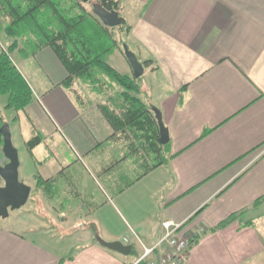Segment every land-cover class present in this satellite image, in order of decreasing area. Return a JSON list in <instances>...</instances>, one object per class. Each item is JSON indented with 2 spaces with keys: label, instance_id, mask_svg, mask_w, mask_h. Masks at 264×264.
Masks as SVG:
<instances>
[{
  "label": "crops",
  "instance_id": "1",
  "mask_svg": "<svg viewBox=\"0 0 264 264\" xmlns=\"http://www.w3.org/2000/svg\"><path fill=\"white\" fill-rule=\"evenodd\" d=\"M119 5L131 26L126 44L140 61L151 59L140 97L168 128L167 164L150 168V148L110 124L99 106L106 86L76 78L69 89L62 83L68 71L51 47L22 49L13 61L33 98L13 114L4 110V119L19 177L30 186L27 201L34 194L49 206L52 224L37 215L27 228L33 237L0 217V264H132L130 253L94 239L92 227L105 240L127 237L139 253L134 234L154 243L164 218L200 231L184 264H264V0ZM109 55L121 72L132 73L119 47ZM35 134L41 140L29 150L26 141ZM36 176L45 181L36 185Z\"/></svg>",
  "mask_w": 264,
  "mask_h": 264
},
{
  "label": "trees",
  "instance_id": "2",
  "mask_svg": "<svg viewBox=\"0 0 264 264\" xmlns=\"http://www.w3.org/2000/svg\"><path fill=\"white\" fill-rule=\"evenodd\" d=\"M94 2L107 9L117 10L121 23L116 26L103 24L92 11ZM94 2L91 3V8L87 9L79 0H0V4L5 5L3 12H0V29L12 38L6 48L0 46V96H6L5 104L0 107V126L5 123L4 110L24 109L33 98L31 87L11 58L12 51L18 47L19 38L25 36L31 44L26 51L31 49V53H34L43 46L53 49L68 71L62 81L65 87L70 89L76 78L91 84L95 89L106 86L109 90L107 98L99 106L110 124L126 137H134L150 148L154 154L150 168L161 163L167 164L164 155L169 147V140L165 144L158 141L155 107L140 97L141 75L135 77L132 73L121 72L107 59L116 47L124 54L122 45L126 42L122 34H128L131 26L121 15L119 0ZM150 62L151 59L141 61L144 67L149 66ZM77 97L80 99L79 94ZM13 119L15 120V117ZM210 130L205 129L202 136ZM40 140L39 134L31 136L26 141L27 148L31 150ZM44 181L40 176H36V185ZM257 201L259 200L254 204ZM244 211L245 209H242L229 214L211 230L225 227ZM92 230L96 239L98 233L95 227H92ZM130 254L134 259L138 256V251L133 245Z\"/></svg>",
  "mask_w": 264,
  "mask_h": 264
},
{
  "label": "water",
  "instance_id": "3",
  "mask_svg": "<svg viewBox=\"0 0 264 264\" xmlns=\"http://www.w3.org/2000/svg\"><path fill=\"white\" fill-rule=\"evenodd\" d=\"M87 2L88 0H79ZM93 13L99 20L107 26H116L121 23V18L117 10L107 9L98 2L92 4ZM124 54L132 67V74L138 77L143 74L144 66L137 58L135 53L130 50L126 43H123ZM155 118L157 120L159 135L158 141L160 144H165L169 140L168 128L165 126L160 111L155 108ZM0 135L2 136L0 160V179L3 181L0 184V217L8 216L9 210L19 208L28 199L30 186L19 179L18 166L19 157L17 148L14 146L11 138V131L8 124L0 126ZM96 240L103 246L118 251L122 254H129L132 244L123 243L121 240H105L100 236Z\"/></svg>",
  "mask_w": 264,
  "mask_h": 264
},
{
  "label": "built area",
  "instance_id": "4",
  "mask_svg": "<svg viewBox=\"0 0 264 264\" xmlns=\"http://www.w3.org/2000/svg\"><path fill=\"white\" fill-rule=\"evenodd\" d=\"M162 228L161 236L152 244H144L135 234L140 245L138 256L132 264L145 262L146 264H184L188 251L194 242L198 230L189 231L186 220L164 218L160 221ZM128 242L127 237L121 240Z\"/></svg>",
  "mask_w": 264,
  "mask_h": 264
},
{
  "label": "rangeland",
  "instance_id": "5",
  "mask_svg": "<svg viewBox=\"0 0 264 264\" xmlns=\"http://www.w3.org/2000/svg\"><path fill=\"white\" fill-rule=\"evenodd\" d=\"M94 2V0H90L89 2H83L85 8L90 9L91 8V3ZM5 6V5H4ZM2 6L0 4V12H3V9H5V7ZM123 37L125 38V34H122ZM12 41V38L8 37L5 35L3 29H0V46L6 48L7 45ZM31 47L30 41L27 39V37H20L19 38V44L18 47L15 48L12 53H11V58L15 61V62H19L20 61V57L22 56L20 54V52L22 51V49L28 50ZM115 55H108L107 59L108 61L113 64L119 71H121L120 66L118 65L117 62H115ZM145 78H143V80H145ZM140 80L142 81V79L140 78ZM140 81V82H141ZM143 83V82H141ZM115 88H119V87H115ZM160 91H162V88L160 89ZM6 100V96L2 95L0 96V106H2V104L5 102ZM16 111L13 109H9L8 111H6V114H13ZM18 149L20 151V156H22L23 153V149L22 146H18ZM22 149V150H21ZM29 169L31 171H33V165L30 164ZM20 179V177H19ZM21 180V179H20ZM3 181L0 179V184H2ZM29 197V196H28ZM35 195L33 194L32 197H30V202L26 201L25 204H23L22 206H20L19 208L13 209V210H9L8 212V216L7 218L5 217L3 220L6 224H8L11 227H14L22 232H24L26 235H30L33 237H36V235H34V233H32L30 230H28L27 228H29V226H35L38 223V218L37 215L44 217L46 222L49 224H52V219L50 217V215L53 214V211L48 210L50 209L49 206H46L45 203L44 204H38L37 200H35ZM28 200V199H27ZM46 208V209H44ZM40 220L42 221V219L40 218ZM2 222V220H0V223ZM259 224V223H258ZM60 229H56L54 231V233H58ZM68 253H72L75 250L71 249V250H67ZM130 253V252H129Z\"/></svg>",
  "mask_w": 264,
  "mask_h": 264
}]
</instances>
